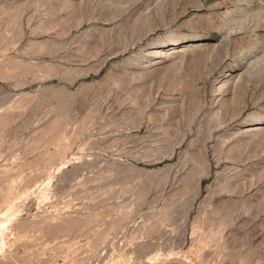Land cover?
<instances>
[{
    "label": "rangeland",
    "instance_id": "374dc122",
    "mask_svg": "<svg viewBox=\"0 0 264 264\" xmlns=\"http://www.w3.org/2000/svg\"><path fill=\"white\" fill-rule=\"evenodd\" d=\"M0 264H264V0H0Z\"/></svg>",
    "mask_w": 264,
    "mask_h": 264
}]
</instances>
